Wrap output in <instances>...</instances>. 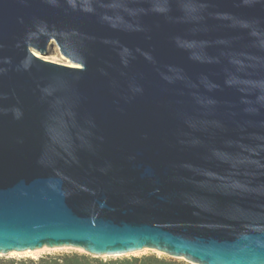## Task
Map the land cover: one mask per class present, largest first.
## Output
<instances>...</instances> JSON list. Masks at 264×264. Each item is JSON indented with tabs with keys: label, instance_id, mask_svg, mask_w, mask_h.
Returning <instances> with one entry per match:
<instances>
[{
	"label": "water",
	"instance_id": "water-1",
	"mask_svg": "<svg viewBox=\"0 0 264 264\" xmlns=\"http://www.w3.org/2000/svg\"><path fill=\"white\" fill-rule=\"evenodd\" d=\"M43 248L264 264V0H0V255Z\"/></svg>",
	"mask_w": 264,
	"mask_h": 264
},
{
	"label": "trees",
	"instance_id": "trees-1",
	"mask_svg": "<svg viewBox=\"0 0 264 264\" xmlns=\"http://www.w3.org/2000/svg\"><path fill=\"white\" fill-rule=\"evenodd\" d=\"M0 264H187L155 255L103 260L85 254L70 253L46 255L38 259H0Z\"/></svg>",
	"mask_w": 264,
	"mask_h": 264
},
{
	"label": "rangeland",
	"instance_id": "rangeland-1",
	"mask_svg": "<svg viewBox=\"0 0 264 264\" xmlns=\"http://www.w3.org/2000/svg\"><path fill=\"white\" fill-rule=\"evenodd\" d=\"M41 58H43L44 60L46 59L47 61H50V62L59 63V64H63V65H66V64L70 63L68 60H66L64 57L61 56V54L59 53V50H58V48L56 46L53 47V48H50L48 54L46 56H42ZM70 253H79V254L88 255L84 251H81V250H77V249H73V248H60V249H45V250H42V251H39V252L35 253L32 256H25V255H20V256H17V255L16 256L15 255L14 256H1L0 259H16V260L28 259V258L38 259V258H40L42 256H46V255L70 254ZM148 255H155V256H157L159 258L171 259L168 256H165V255H163L161 253L154 252V251H151V250H146L144 252H140V253L133 254V255H128V256H125V257H121V258L142 257V256H148ZM88 256H90V255H88ZM100 259L110 260V259H118V258L102 257ZM173 260H177V259H173ZM177 261L187 263L184 260H177ZM187 264H189V263H187Z\"/></svg>",
	"mask_w": 264,
	"mask_h": 264
},
{
	"label": "bare ground",
	"instance_id": "bare-ground-1",
	"mask_svg": "<svg viewBox=\"0 0 264 264\" xmlns=\"http://www.w3.org/2000/svg\"><path fill=\"white\" fill-rule=\"evenodd\" d=\"M37 56L38 57H41L39 54H37ZM46 60V59H45ZM67 66H70V67H74V65L73 64H71V63H69V64H66ZM45 249H48V248H43V249H41V250H37V251H27V252H24V253H17V252H12V253H10L8 256H20V255H25V256H32V255H34L35 253H37V252H39V251H42V250H45ZM57 249H59V248H57ZM77 250H79V249H77ZM81 251H83V250H81ZM144 251H146V250H144ZM143 251V252H144ZM134 254H137V253H134ZM2 255H0V257H1Z\"/></svg>",
	"mask_w": 264,
	"mask_h": 264
}]
</instances>
